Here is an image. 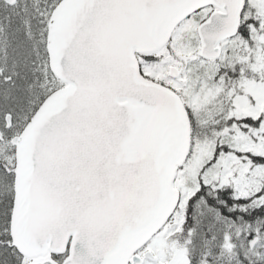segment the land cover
<instances>
[{
    "label": "snow or ice",
    "instance_id": "obj_1",
    "mask_svg": "<svg viewBox=\"0 0 264 264\" xmlns=\"http://www.w3.org/2000/svg\"><path fill=\"white\" fill-rule=\"evenodd\" d=\"M0 264H264V0H0Z\"/></svg>",
    "mask_w": 264,
    "mask_h": 264
}]
</instances>
